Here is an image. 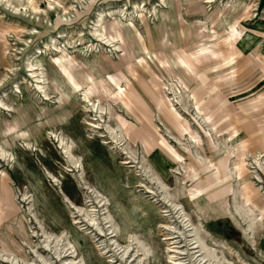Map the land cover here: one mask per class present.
<instances>
[{
  "label": "rangeland",
  "instance_id": "obj_1",
  "mask_svg": "<svg viewBox=\"0 0 264 264\" xmlns=\"http://www.w3.org/2000/svg\"><path fill=\"white\" fill-rule=\"evenodd\" d=\"M37 1L36 12L22 6L14 12L17 0H0V101L10 110L0 106V127L13 123L17 109L43 112L40 119L31 116L24 140L2 147L8 163L0 164V180L3 173L23 219L20 236L12 237L7 226L0 236L12 241L6 249L0 244V264H173L177 256L168 248L175 241H188L180 250L193 264L197 215L210 239L224 245L212 264H264V0H50V9L47 0ZM36 63L39 71L28 72ZM37 75L46 102L36 93ZM142 80L156 97L143 93ZM72 85L80 101L87 94L98 109L77 103L69 95ZM116 90L138 102L132 107L138 123L119 108ZM68 106L71 115L59 123L54 115ZM164 111L194 139L184 132L177 141ZM120 120L132 123L139 139L146 126L153 148L127 137ZM38 122L46 125L41 143L31 132ZM120 135L125 140L117 148L113 138ZM242 147L247 183L262 197L252 213L236 164ZM125 152L136 160L131 167L122 164ZM215 152L225 160L215 171L229 178L228 213L207 216L211 208L190 196L198 184L209 191L213 172L205 162ZM143 166L146 175L138 172ZM164 225L173 241H163Z\"/></svg>",
  "mask_w": 264,
  "mask_h": 264
},
{
  "label": "bare ground",
  "instance_id": "obj_2",
  "mask_svg": "<svg viewBox=\"0 0 264 264\" xmlns=\"http://www.w3.org/2000/svg\"><path fill=\"white\" fill-rule=\"evenodd\" d=\"M9 3V0H7ZM213 0H205L204 2L205 3H210L212 2ZM52 2H56V0H52ZM47 5H48V8H52V3L50 0H47ZM23 7V8H30L31 11L33 12H36L39 8H38V1L37 0H25V2L23 4L20 3V0H17L16 2V5L13 7V10L14 12H17V8L18 7ZM133 7V10L134 9H138L137 6H132ZM65 9H62L61 11H64ZM116 28H117V31L118 33L122 34L120 31L121 29H123L119 23H116ZM43 52L42 51H38L36 50L34 52V54H39L41 55ZM212 55H215L214 53ZM173 64H176L173 62ZM27 68H29L28 72L30 73H33L34 72H38L39 71V66L38 64H31V65H27ZM143 69V68H142ZM133 71V73L136 75L137 74V70L135 69H131ZM133 73H131L130 75L133 76ZM149 76V75H148ZM151 76V75H150ZM183 77H185L188 80V78L184 75H182ZM31 77L34 78V75L31 74ZM7 78V77H6ZM37 79V85L35 86V90H36V93H38L42 99H41V102H46L48 99H47V95L43 92V87L41 86L42 85V79L40 77V75H37L35 77ZM140 77L139 76H135V79H139ZM143 85L145 86V91H143V89H141L143 91V93L145 94L146 92L150 95V96H153L156 97L157 96V92H155L154 90H150L146 87V83L145 81H140ZM158 82V81H156ZM190 82V81H189ZM148 83V82H147ZM160 83V82H159ZM140 84H137V86L139 87ZM150 86L152 89L155 88L156 84L155 83H150ZM17 88V87H16ZM18 90V88H17ZM16 93H19V91H15ZM105 92V91H104ZM116 94H117V97H116V103L119 105V108L120 109H123L125 111V113L128 114L129 117L133 118L134 119V122L135 123H138V121L140 120L139 118H141L140 116H137L134 114V111L132 109L133 107V103H138L136 100L132 99L131 98V93L127 92V91H119V90H116L115 91ZM113 93V92H112ZM110 91L108 92H105V94H112ZM69 95L72 96V98H74L77 103H86L87 105L85 106V109H95L97 108L98 109V106L96 105L95 106V103L94 102H91V100L89 99L88 95L87 94H82V99L80 101L79 98H77V89H75V87L72 85L70 86V89H69ZM71 98V99H72ZM63 105H69V104H63ZM0 106H1V109L2 110H6V111H10L8 110V107L6 105H4L1 101H0ZM172 107V106H171ZM131 108V110H130ZM42 109V107H41ZM17 114L19 115L18 117H14L13 119V123L7 127V128H4V127H0V164H4L5 162L8 163L5 158H4V151L2 150V147L5 148L8 146V143L12 140H16V139H22L24 140L25 137L24 135L28 134L29 133V129H27V123H31L30 122V119L32 118L31 116H33L34 114H37L36 115V118L40 119L41 116H42V113H40L39 111H33V114H31L30 112V109L29 111H19V109H17ZM95 111V110H94ZM93 111V112H94ZM20 112V114H19ZM84 112V111H83ZM88 112V111H86ZM91 112V111H90ZM89 112V113H90ZM92 112V113H93ZM102 112V111H101ZM165 112V111H164ZM46 114V113H44ZM47 116H49V114H46ZM71 115V112H70V107H65L64 108V111L62 114H56L54 116H56L57 118H61L60 119V122L59 123H62L64 120L67 119V117H69ZM166 119L168 121H170L173 125H175L176 127V132L174 134V137L177 141H183L182 140V137H183V133H187V136L190 140L194 139V134L193 132L191 131V129H188L186 126H183V125H178L176 123L173 122V120L170 118V115L168 112H165L164 113ZM2 118H0L1 120ZM42 120V119H41ZM91 120V119H90ZM95 122V121H94ZM93 122V124H94ZM98 122V121H97ZM102 122V121H101ZM35 123V122H34ZM39 123V126L33 130H31V132H33L35 134V136H33V139L36 143H41V141L43 139H45L47 136L45 134H43V130L46 128V125L43 123L41 124V122H38ZM89 123V122H88ZM91 123V122H90ZM0 126L1 125V121H0ZM88 126V125H87ZM120 126L124 129V133H126L125 135H127V137H130L131 139H139V136L137 134L134 133L133 131V124L132 123H126V122H123L120 120ZM58 127V126H57ZM119 127V126H118ZM90 128H92L93 130L97 128V126L95 125H90ZM120 128V127H119ZM50 129V128H49ZM110 129V128H108ZM121 129V128H120ZM112 130V128L110 129V131ZM46 131V130H45ZM141 139H139L141 141V144L143 145V147L149 151V149L151 150V148H153L151 142L148 140V138H150V134L148 135V128L146 126L142 127L141 128ZM165 133V132H164ZM167 133V132H166ZM50 134V132H49ZM52 134V133H51ZM139 134V133H138ZM58 135V133H57ZM148 135V136H147ZM54 138H58L56 135H52ZM101 136V135H100ZM170 136V135H169ZM52 137V138H53ZM64 138V137H63ZM173 138V137H172ZM111 139V138H110ZM47 140V139H46ZM52 140V139H51ZM125 140V137L120 135L119 137H114L113 138V141H114V145L115 147H119L122 142ZM110 141V140H109ZM112 141V140H111ZM21 142V141H20ZM19 142V143H20ZM58 142L59 145L62 144L64 142L63 139H59L58 138ZM22 143V142H21ZM111 143V142H110ZM166 144V145H165ZM164 144V147L169 150L170 153H172V148L169 147L167 145V143ZM24 145V144H23ZM33 145V144H32ZM58 145V144H57ZM66 145V144H65ZM62 146V145H61ZM26 147V146H25ZM60 147V146H59ZM58 147V148H59ZM67 147V145H66ZM30 148V147H29ZM114 148V147H113ZM7 149V148H6ZM27 149V147H26ZM70 149V148H69ZM68 149V150H69ZM9 150L10 151H13L12 148L9 147ZM244 148L242 147L241 149V153H239V156H238V159L236 161V164L238 166V170H239V176H240V183H242V195L245 197V203L248 204L250 207H249V211L252 213V210H250L251 208H258V203L261 202V198L260 196H258V194H256L253 189L249 186V183L248 182V178H249V174H247L244 170H243V158H244V154H243V151ZM64 151H67V148H65L64 150H61V153H63ZM5 154V153H4ZM125 158L124 160L122 161V164H127L131 167V165L134 163V158H132L130 156V154L128 152H125ZM173 154V153H172ZM6 155V154H5ZM68 155V154H66ZM65 155V156H66ZM70 155V154H69ZM64 156V157H65ZM175 156L176 153H175ZM67 157V156H66ZM71 157V156H70ZM66 159V158H65ZM74 159V158H73ZM73 161V160H72ZM255 165L257 168L260 167V169L262 170V167L260 165V157L257 155L256 158H255ZM208 167L212 170L213 172V177L211 179H208L207 180V183L210 184V187H209V191L210 189H213L214 187H217L219 189H217V191H213V193H209V191H206V192H203L202 190L200 191V185H196L197 190L196 188L194 189L195 191H197V193L195 195H191L190 196V200L191 202H197L198 204H200V206L202 207L203 205L204 206H207L208 208H211V212H208L206 213L207 216L210 214V215H213V213L215 214H218V213H222V212H225V213H228L227 212V206H226V198H227V193H229V184L227 183V179H229L226 175V173H219V172H216V165L218 166H221L225 163V160H224V157L221 156L220 153L218 152H215L214 153V156L210 159H208V161L205 162ZM136 164V163H135ZM243 165V166H242ZM254 165V166H255ZM73 166V164L71 165ZM74 166L77 168L79 166V162L78 161H75L74 163ZM189 167V169L191 171H195L194 167L195 166H190V165H187ZM74 167V168H75ZM80 167V166H79ZM129 167V168H130ZM135 168V167H134ZM143 168V169H142ZM140 167V170L138 171L139 173H144V175L148 174L149 173V169L147 166H143V167ZM137 170V168H136ZM227 170V169H226ZM235 173V172H234ZM222 174V175H221ZM236 175V174H235ZM238 176V175H237ZM1 180H0V236H3L5 235V230H6V226L9 227L8 228V231L11 232V236L13 237V234H16V235H21V223H22V219H23V215L21 213V211H19V208L16 206L14 200H13V196L11 195V190H10V186H9V182H8V179L7 177H5V175L3 173H1ZM148 177V175H147ZM253 178V177H252ZM54 179V178H53ZM55 180V179H54ZM259 180V178H258ZM54 182V181H53ZM52 182V183H53ZM143 182V181H142ZM215 182V184H214ZM259 182V181H258ZM154 183V182H153ZM55 185V184H54ZM139 188H142L143 185L140 183ZM161 187H164L162 184H161ZM144 190H145V193L146 194H152L150 192V190L146 187H144ZM91 194V193H90ZM155 194V192H154ZM261 194V193H260ZM23 196V195H22ZM25 196V194H24ZM153 196V195H152ZM155 196V195H154ZM212 197H215L217 198L218 200V206L220 208H217L216 205L214 204L215 202H213L212 200ZM85 198H87V196H85ZM153 198V197H152ZM162 198V197H161ZM167 198V197H166ZM166 198H162L163 202ZM66 200V199H65ZM87 200V199H86ZM159 199H157L158 201ZM241 200V199H240ZM29 201V199H28ZM87 203V201L85 202ZM156 205V204H155ZM238 206V205H236ZM173 207H176V206H173ZM239 208V207H237ZM261 209V208H259ZM264 209V208H262ZM14 211V212H13ZM30 211V210H29ZM79 211V210H78ZM81 211V210H80ZM176 211V210H175ZM174 211V212H175ZM236 212L237 209H235ZM160 214V212H159ZM162 214V212H161ZM259 216L262 218V221L264 222V216L261 215V213L259 214ZM148 217V214L147 216ZM163 217V216H162ZM181 217V216H180ZM149 218V217H148ZM147 218V219H148ZM164 218V217H163ZM168 218V217H167ZM36 219V218H35ZM89 219V218H88ZM92 219V218H90ZM89 219V220H90ZM166 219V218H165ZM185 219V218H184ZM167 220V219H166ZM93 221V220H91ZM90 221V223H91ZM168 221V220H167ZM201 216L200 215H197V220L195 221V225L193 227V230L191 231V236L193 237V239L191 240L190 243H192L193 245V248L192 249H195V252H194V255L192 256V259H193V264H212V260L214 261H217L219 260L218 259V256L219 255H222L223 254V248H224V245L222 244H219L217 243L216 241H214L213 239H210V236L208 235V233H206L203 229H202V223H201ZM76 222V221H75ZM94 222V221H93ZM164 222V221H162ZM27 224V223H26ZM162 224V223H160ZM166 224V223H165ZM95 226V225H94ZM186 227V226H185ZM191 227V226H190ZM189 227V228H190ZM94 228V227H93ZM97 228V227H95ZM163 230L164 231H167V234L164 236V242H169V241H173L174 237L172 233L169 232V225H164L162 226ZM79 229V228H78ZM161 229V228H160ZM202 229V230H201ZM29 230V229H28ZM162 230V231H163ZM31 231V230H30ZM27 232V231H26ZM165 233V232H164ZM201 233H203L205 235V237H201ZM28 234V233H27ZM11 236L8 235V238H9V241L12 243L11 241ZM6 237V236H5ZM47 237V236H46ZM58 237V236H57ZM48 238V237H47ZM46 238V239H47ZM50 238V236H49ZM55 238V236H54ZM59 238H62L59 237ZM58 240V238L56 239ZM206 240V241H205ZM9 241H3L1 238H0V244L6 248H8L10 244ZM19 241V240H18ZM45 241V240H44ZM61 241V240H59ZM64 241V240H63ZM66 241V240H65ZM21 242V241H20ZM23 242V241H22ZM188 243V241H186ZM64 243V242H63ZM185 244V245H179L180 243H178L177 241L175 242H170V247L168 248L169 250V253H172V254H175L177 256L175 262L173 264H186V260L184 259V252L180 249L183 248V246H189L190 244ZM49 243H47L48 245ZM56 244H59V243H55ZM62 244V243H61ZM8 245V246H7ZM64 245V244H63ZM67 245V243H65V246ZM179 245V246H178ZM50 246V244H49ZM57 246V245H56ZM60 247V246H58ZM69 247V246H68ZM66 248V247H65ZM57 249V248H56ZM68 249V248H67ZM217 249H221V250H217ZM47 250V248H46ZM50 250V249H48ZM70 250V249H69ZM72 250V249H71ZM53 251V250H52ZM218 251V252H216ZM59 252V251H58ZM68 252V251H67ZM70 253V252H69ZM71 254V253H70ZM12 256V255H10ZM9 257V256H8ZM13 258V257H12ZM11 258V259H12ZM37 258H39V256H37ZM41 258V257H40ZM7 260V259H5ZM10 261V260H9ZM14 261V260H13ZM12 261V262H13ZM42 261V260H41ZM1 262V260H0ZM16 262V260H15ZM14 262V263H15ZM48 262V261H47ZM63 262V261H62ZM2 263V262H1ZM11 263V262H10ZM17 263V262H16ZM44 264L46 262H43ZM49 263V262H48ZM5 264V263H4ZM24 264V263H23ZM61 264H73L72 261H64L63 263Z\"/></svg>",
  "mask_w": 264,
  "mask_h": 264
}]
</instances>
